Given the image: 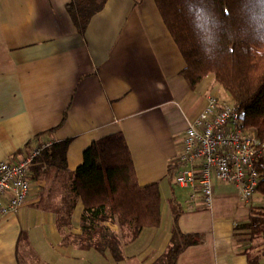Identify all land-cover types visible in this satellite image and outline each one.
Segmentation results:
<instances>
[{
  "label": "crops",
  "instance_id": "0c3cea01",
  "mask_svg": "<svg viewBox=\"0 0 264 264\" xmlns=\"http://www.w3.org/2000/svg\"><path fill=\"white\" fill-rule=\"evenodd\" d=\"M69 1L0 0V162L32 143L70 140L66 167L73 172L86 148L121 133L137 184L158 185L160 224L135 234L129 224L105 223L118 259L81 249L73 243L81 233V200L66 217L69 193L42 179L25 205L0 217V264H163L175 207L179 231L199 238L176 264H264V244L235 238L263 197L244 201L233 186L215 183L206 209L168 174L186 128L217 88L212 75L194 87L187 83L154 0H106L82 33L67 13Z\"/></svg>",
  "mask_w": 264,
  "mask_h": 264
},
{
  "label": "trees",
  "instance_id": "16d2710c",
  "mask_svg": "<svg viewBox=\"0 0 264 264\" xmlns=\"http://www.w3.org/2000/svg\"><path fill=\"white\" fill-rule=\"evenodd\" d=\"M106 0H70L67 13L79 32H84L90 19L101 11ZM156 8L185 62L182 76L194 87L207 77L229 95L234 106L245 115L244 126L255 130L264 143V46L245 39L243 21L238 13L239 0H205L220 18V48L215 61H208L200 51L185 17L184 0H154ZM53 132L50 130L49 133ZM38 139V138H37ZM70 140L50 143L31 168L34 181L51 180L69 195L64 211L69 217L78 199L83 211L80 235L73 243L79 248L109 251L118 255V242L105 223L129 224L137 234L143 228L160 224V194L157 184L140 187L133 163L121 133L106 136L83 151V161L73 172L66 167ZM259 184L256 194L264 198V159L257 164ZM52 172H54L52 174ZM45 191V190H44ZM43 191V193H44ZM41 194V200L43 199ZM180 212H173L174 227L163 264H176L187 247L199 242L195 234H183L177 227ZM67 219V218H66ZM65 221V220H63ZM70 237L69 235L66 238ZM239 243H252L261 238L264 244V206L250 207L247 223L235 229ZM248 254L246 251H244ZM264 255V249L262 251ZM118 259V257H116Z\"/></svg>",
  "mask_w": 264,
  "mask_h": 264
},
{
  "label": "built area",
  "instance_id": "2783aa9c",
  "mask_svg": "<svg viewBox=\"0 0 264 264\" xmlns=\"http://www.w3.org/2000/svg\"><path fill=\"white\" fill-rule=\"evenodd\" d=\"M244 121V113L230 98L221 101L211 94L204 110L186 128L168 174L175 185L188 189V200L195 206L211 207L215 183L233 186L244 201L256 193L264 143ZM48 145L32 143L17 158L0 162V217L25 205L37 187L31 168Z\"/></svg>",
  "mask_w": 264,
  "mask_h": 264
},
{
  "label": "clouds",
  "instance_id": "9594fccd",
  "mask_svg": "<svg viewBox=\"0 0 264 264\" xmlns=\"http://www.w3.org/2000/svg\"><path fill=\"white\" fill-rule=\"evenodd\" d=\"M184 4L185 17L200 51L208 61H215L223 28L219 16L205 0H184ZM238 13L244 38L264 46V0H239Z\"/></svg>",
  "mask_w": 264,
  "mask_h": 264
},
{
  "label": "rangeland",
  "instance_id": "374dc122",
  "mask_svg": "<svg viewBox=\"0 0 264 264\" xmlns=\"http://www.w3.org/2000/svg\"><path fill=\"white\" fill-rule=\"evenodd\" d=\"M211 93L216 95L218 97V99L221 101H229V98H230L229 95H226V93L218 85H217V88L213 89ZM262 241L263 240L261 238H259V239H256L251 244L246 243L245 245L248 246L250 244L249 246H251V247H255V246L260 247L262 245ZM262 248H260L259 251H261ZM248 249H250V251H251V248H248ZM252 252H253V250H252Z\"/></svg>",
  "mask_w": 264,
  "mask_h": 264
}]
</instances>
